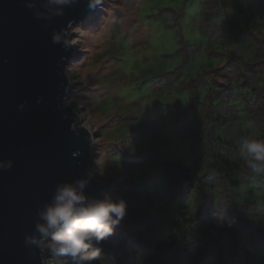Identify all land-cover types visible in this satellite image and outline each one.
Instances as JSON below:
<instances>
[{
	"label": "rangeland",
	"instance_id": "obj_1",
	"mask_svg": "<svg viewBox=\"0 0 264 264\" xmlns=\"http://www.w3.org/2000/svg\"><path fill=\"white\" fill-rule=\"evenodd\" d=\"M205 1L100 0L70 29L71 58L61 67L68 81L61 108L71 109L77 127L91 133V169L105 196L115 202L133 190L127 208L152 222L158 241L167 238L172 221L198 211L192 197L169 193L163 172L178 160L197 173L177 113L188 100L180 85L208 63L220 64L202 50L198 21ZM258 17L251 22L264 33ZM247 189L264 194L255 185ZM123 219L113 232L124 227ZM47 243L49 264L56 251Z\"/></svg>",
	"mask_w": 264,
	"mask_h": 264
},
{
	"label": "trees",
	"instance_id": "obj_2",
	"mask_svg": "<svg viewBox=\"0 0 264 264\" xmlns=\"http://www.w3.org/2000/svg\"><path fill=\"white\" fill-rule=\"evenodd\" d=\"M260 8L264 0H206L199 13L202 50L220 64L179 87L188 91L177 114L197 173L178 160L163 172L169 193L192 197L197 213L172 221L158 241L152 222L127 208L134 191H124L125 225L96 245L102 251L93 264H264V194L247 189L264 193V173L248 168L238 148L242 135L264 138V33L251 22ZM49 264L72 260L53 252Z\"/></svg>",
	"mask_w": 264,
	"mask_h": 264
},
{
	"label": "water",
	"instance_id": "obj_3",
	"mask_svg": "<svg viewBox=\"0 0 264 264\" xmlns=\"http://www.w3.org/2000/svg\"><path fill=\"white\" fill-rule=\"evenodd\" d=\"M95 7L90 0H0V264H46L37 212L58 184L84 179L86 196L105 197L91 169L92 135L60 104L68 33Z\"/></svg>",
	"mask_w": 264,
	"mask_h": 264
},
{
	"label": "clouds",
	"instance_id": "obj_4",
	"mask_svg": "<svg viewBox=\"0 0 264 264\" xmlns=\"http://www.w3.org/2000/svg\"><path fill=\"white\" fill-rule=\"evenodd\" d=\"M50 3L68 4L70 0H49ZM100 0H90V6ZM224 19H216L219 24ZM58 40V37H54ZM239 155L254 173H264V138L255 134L242 135L238 141ZM8 167H11L9 162ZM87 180L58 184L51 202L38 211L40 223L35 228L41 241H48L47 247L63 256H68L72 264H93L100 255V242L113 233L126 215L123 199L113 202L107 196L92 198L85 194ZM26 242L37 244L34 238L26 237Z\"/></svg>",
	"mask_w": 264,
	"mask_h": 264
}]
</instances>
